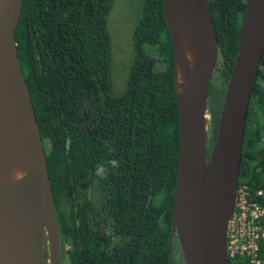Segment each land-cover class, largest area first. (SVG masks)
<instances>
[{"label":"trees","instance_id":"16d2710c","mask_svg":"<svg viewBox=\"0 0 264 264\" xmlns=\"http://www.w3.org/2000/svg\"><path fill=\"white\" fill-rule=\"evenodd\" d=\"M206 2L217 52L207 90L218 111L246 0ZM110 3L22 0L14 28L17 61L67 263L169 264L177 150L170 33L162 0H141L125 87L113 95L105 27ZM214 111L207 109L210 120ZM98 165L106 168L103 178L95 174ZM236 174V192L262 213L253 259L227 252L226 264H264V51L246 105ZM91 183L101 193L98 208L89 199Z\"/></svg>","mask_w":264,"mask_h":264},{"label":"water","instance_id":"95a60500","mask_svg":"<svg viewBox=\"0 0 264 264\" xmlns=\"http://www.w3.org/2000/svg\"><path fill=\"white\" fill-rule=\"evenodd\" d=\"M21 2L22 0H0V125L4 117L3 100L16 93L10 80L17 76L26 108L31 164L18 178L0 182V264H60L52 191L15 50L14 28ZM162 3L172 44L173 69L172 30L166 18V6L201 32L203 48L202 63L197 74L181 98L177 99L175 96L177 150L168 261L169 264H174L171 256V240L174 235L181 264H212L222 252L223 264H226V222L234 211L236 200V167L243 119L264 51V0H246L236 55L215 119L207 156L210 170L223 194L220 211L205 235H200L197 231L201 215V192L191 141L197 133L196 124L201 122V115L204 125V115L207 112L205 98L217 60L216 41L206 0H162ZM236 65H239L237 73ZM229 141L236 144L232 179L225 170Z\"/></svg>","mask_w":264,"mask_h":264},{"label":"bare ground","instance_id":"6f19581e","mask_svg":"<svg viewBox=\"0 0 264 264\" xmlns=\"http://www.w3.org/2000/svg\"><path fill=\"white\" fill-rule=\"evenodd\" d=\"M168 24L172 30L174 49L175 86L177 99L185 93L190 81L197 74L202 63L201 32L178 16L170 7H165ZM239 70L236 65L235 73ZM10 84L16 93L3 100L4 117L0 125V182H10L21 176L30 166L29 153L30 134L26 128V108L23 92L17 76H13ZM201 122L196 124L197 133L192 137V151L196 158L197 178L201 192V215L197 224L200 235L207 234L220 211L222 188L210 170L209 157L206 153L205 131ZM208 151V147H207ZM236 158L235 142H228L225 156V170L230 179L233 178ZM212 264H223V252Z\"/></svg>","mask_w":264,"mask_h":264},{"label":"rangeland","instance_id":"374dc122","mask_svg":"<svg viewBox=\"0 0 264 264\" xmlns=\"http://www.w3.org/2000/svg\"><path fill=\"white\" fill-rule=\"evenodd\" d=\"M140 8L141 0H111L105 16V27L109 36L110 50V61L108 66L109 88L110 93L113 95L119 94L125 87L128 67L133 56L131 40L132 29L140 15ZM211 99V93L207 90V97L205 98L206 110L211 108L215 110L211 120L206 111L204 115L205 142L208 150L213 137L215 119L218 113L215 106H211ZM217 101L218 100H216V104ZM207 147L206 153H208ZM91 194L92 200L95 203L98 202L99 194L96 188L91 187ZM44 253L45 248L43 247V254ZM171 256L174 264H181L176 241L171 243Z\"/></svg>","mask_w":264,"mask_h":264},{"label":"built area","instance_id":"2783aa9c","mask_svg":"<svg viewBox=\"0 0 264 264\" xmlns=\"http://www.w3.org/2000/svg\"><path fill=\"white\" fill-rule=\"evenodd\" d=\"M261 213L259 206L246 203L243 192H236L234 211L226 222L227 252H244L253 259L255 239L259 234L256 220Z\"/></svg>","mask_w":264,"mask_h":264},{"label":"flooded vegetation","instance_id":"af4514ba","mask_svg":"<svg viewBox=\"0 0 264 264\" xmlns=\"http://www.w3.org/2000/svg\"><path fill=\"white\" fill-rule=\"evenodd\" d=\"M91 187L96 188V186H95L94 183H91V184L89 185V188H88V190H87L88 193H89V199H90V201L92 202V204L98 208V207L100 206L101 202H102V201H101V193H100L99 190L96 188L97 191H98V194H99V199H98V202L95 203V202L92 200ZM58 244H59V242H58ZM67 248H68V245H67V244H64L63 246H59V260H60V264H68V263H66L67 260H66V257H65V255H64V253H63Z\"/></svg>","mask_w":264,"mask_h":264},{"label":"clouds","instance_id":"9594fccd","mask_svg":"<svg viewBox=\"0 0 264 264\" xmlns=\"http://www.w3.org/2000/svg\"><path fill=\"white\" fill-rule=\"evenodd\" d=\"M109 164L111 165L112 168H118L119 167V163L116 160L109 161ZM95 174L98 177L103 178L105 176V174H106V168L103 165H98L97 168H96Z\"/></svg>","mask_w":264,"mask_h":264}]
</instances>
